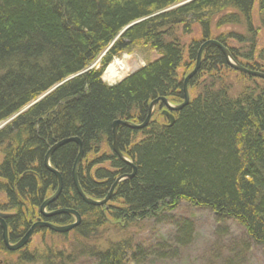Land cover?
<instances>
[{
    "label": "trees",
    "instance_id": "1",
    "mask_svg": "<svg viewBox=\"0 0 264 264\" xmlns=\"http://www.w3.org/2000/svg\"><path fill=\"white\" fill-rule=\"evenodd\" d=\"M255 17L264 27V0H0V126L9 121L0 129V212L11 215L5 219L10 242L22 239L57 191V178L44 164L51 148L79 139V183L88 198L103 200L119 177L132 173L113 152L114 123L142 124L158 98L183 103L188 74L178 71L195 67L207 41L236 40L244 50L243 60L233 56L240 64L264 62V51L255 59ZM214 22L218 29L243 25L249 39L223 34L213 39ZM195 26L204 40L190 45L185 60L179 31L190 34ZM136 48L159 58L115 86L104 83L107 67ZM98 60L100 67L92 69ZM232 73L243 88L229 81ZM188 90L190 103L174 114L173 126L161 122L159 104L145 129L119 128V149L137 172L106 206L85 203L74 188L78 145L69 142L53 153L51 166L61 174L63 190L49 207L73 210L82 221L67 234L40 235L83 250L66 255L53 242L44 262L38 251L9 252L0 227V252L18 264H52L56 258L70 264L86 252L97 264L174 261L195 238L191 220L172 217L187 203L216 216L225 231L217 229L218 235H229L228 222L242 231L230 256L225 259L220 247L212 251L213 260L243 264L253 249L264 256V80L236 72L219 48L208 46ZM73 219L64 215L52 223L64 226ZM170 221L174 237L159 235L155 246L144 247L126 234L131 227L143 230L144 223ZM112 225L125 232L122 239L105 250L86 248Z\"/></svg>",
    "mask_w": 264,
    "mask_h": 264
},
{
    "label": "rangeland",
    "instance_id": "2",
    "mask_svg": "<svg viewBox=\"0 0 264 264\" xmlns=\"http://www.w3.org/2000/svg\"><path fill=\"white\" fill-rule=\"evenodd\" d=\"M256 10L254 11L255 14ZM254 21V29L258 30L257 32V54L262 53L264 50V27L261 26L260 22L258 21L257 17H255ZM127 30V29H126ZM179 37L181 38V44H184L185 47V60L188 59V52L190 45L197 41H203L204 37L202 34L201 29L198 26L193 27L192 32L190 34H184L181 30L179 31ZM227 38H233L235 35L237 36H244V38L249 39V35L246 31V28L243 25L240 26H225L221 29L216 28V22L213 23L211 27V36L212 38H217L220 35ZM226 46L228 47H234L236 50L239 49L241 55L244 54V50H242V46L237 43L236 40L233 39H227ZM159 57L157 53L149 50V49H133L131 54H124L120 58H116L112 64L116 63L117 61H121L125 65V71L122 72L121 77L114 82H108L105 80V72L103 74V81L109 86H115L121 81H123L125 78H127L129 75H132L133 73L143 69L147 64L152 63L153 61L157 60ZM98 60L94 65L92 66V69L99 68ZM111 64V65H112ZM110 65V66H111ZM192 69V68H191ZM190 69V70H191ZM195 69L191 70V72ZM186 70V69H185ZM184 69H180L178 73L180 76L183 74H190L189 71H185ZM187 75V76H188ZM194 77V76H193ZM229 81L236 85L238 89H241L245 86L243 82H240V77L235 74H231ZM155 110H158L157 107ZM155 113V112H154ZM161 114L158 116L160 117ZM2 158L0 157V161ZM0 202H3V197L0 196ZM172 217L177 221L183 220V219H189L193 222L195 225L194 232H195V244H193L191 247L184 251H179L177 258L174 259V261H165L161 262L160 264H223L222 261H215L213 260V253L212 251L215 250L219 251L220 247H222L221 253L223 254L224 258L230 256L229 251L232 248V244L239 242L242 236V231L239 227H237L234 223L228 222L226 225L228 226L229 235H218L217 229H220V231L225 232L220 227V224L217 223L216 216L206 210H198L191 208L187 203H181L179 209L172 214ZM173 221L166 225H160L156 224L155 222L152 223H144L143 224V230H139L137 227H131L126 230V234L128 235H134L136 240L139 241L144 247H148L150 245L155 246L157 243L160 242L159 235L166 236L168 238L174 237L175 234V228H174ZM217 232V233H215ZM125 232H118V230L112 226H107L101 231L100 235L96 240H93L91 242H88V245H86L88 249H94V250H105L108 246V243L111 241H118V239H122L123 234ZM9 234V233H8ZM48 236V237H47ZM36 235L30 240L29 244L27 245L26 251L30 254H34L35 252H39L40 256H42L43 261L45 262L46 258L48 257V247H51L52 243L54 242L55 249L58 251H64L66 255L71 254L73 250L75 252L80 251L83 247L82 245H78L77 243H72L70 245L69 243L61 244L60 240L56 237H51V235ZM229 236V237H228ZM45 237H47V240L45 241ZM21 240V239H20ZM236 240V241H234ZM19 242V241H18ZM13 243L14 244H17ZM85 246V245H84ZM72 247V248H71ZM80 247V248H78ZM229 249V251H228ZM236 249V248H235ZM240 249V248H239ZM83 250V249H82ZM241 250V249H240ZM20 251V250H19ZM211 252V253H209ZM218 253V252H216ZM88 252H86L85 255L80 256L75 260V262L70 264H97L96 260L89 257ZM220 254V255H222ZM238 254L236 250H234L233 255ZM65 255V256H66ZM53 259V258H51ZM242 262L243 264H264V256L261 253L259 249H253L250 251L248 257L245 255L243 257ZM61 259H55L54 263L52 264H58L60 263ZM43 262V263H44ZM43 263H33V264H43ZM0 264H18V262L12 261L10 259H7L5 257V254L0 252Z\"/></svg>",
    "mask_w": 264,
    "mask_h": 264
},
{
    "label": "water",
    "instance_id": "3",
    "mask_svg": "<svg viewBox=\"0 0 264 264\" xmlns=\"http://www.w3.org/2000/svg\"><path fill=\"white\" fill-rule=\"evenodd\" d=\"M207 46H215V47L219 48L222 51V53L224 54V56L226 57L228 64L234 70L239 71L240 73L248 75V76H254V77H259V78L264 79L263 74L249 71L246 68L237 64V62L230 55L229 50L226 47H224L222 44H220L219 42L213 41V40L207 41L202 46L201 50L198 53L195 69L185 79L184 102L181 105L175 106V105L170 104L169 101L165 98H158L150 104L149 114H148L146 120L142 124L136 125L134 123L124 122V121H117L114 123V125H113V151L123 162H125L131 166L132 173L129 175H123V176L119 177L116 180V182L114 183V185L111 189V193L108 197H106L103 200H93V199L88 198L83 193V191L81 190L80 185L78 184L77 170H78L79 164L81 162V158L83 156V149H82V142L79 139L74 138V139H70V140L60 142L49 150L48 154L45 157V166L55 174V177L57 178V181H58V189H57V192H55V194L52 197H50L48 200H46L42 204V206L40 208V216H41V218L48 219V218H52V217H55V216L61 215V214L71 215L75 218V223L72 225H67V226H58V225H54L50 222H45V221H42L41 219H39L38 222L34 223L31 226L29 231L22 237V239L17 244L12 245L9 243L8 228H7V225L5 224V219L10 218L11 215L0 213V226H1V229L3 231L2 236H3L5 247L9 252H17V251L23 249L24 247H26L29 244L33 234L39 229H47V230H50L51 232H54L57 234H67V233L73 231V229H75L76 227H78L81 224L80 214H78L77 212H75L73 210H57V211H52V212L47 211V208H49L50 205H52L53 203H55L57 201V199L60 196L62 189H63V180H62L60 174L55 172L54 170H52V168L50 167V159H51L53 153L55 152V150H57L59 147L65 145L69 142H74L79 146L80 152H79V156H78L77 160L75 161L72 176H73V181H74L75 189H76L77 193L81 196L83 201L89 205L106 206L108 204L110 198H111L112 192L115 191L117 186L120 183H122L128 179H132L136 175V172H137L136 166L130 160H128L126 157H124L122 155L120 149H119V135H118L119 128L122 126H125L127 128L133 129V130L145 129L149 125V123L151 122V119H152L153 113H154V109L159 103H162L163 106L166 108V111H163L162 115H164L165 117H168L170 119V126H173L174 122H175V118L169 112H179L184 107L189 105L190 95L188 92V82L198 72L200 65H201V61H202V52ZM7 123L0 126V129H2Z\"/></svg>",
    "mask_w": 264,
    "mask_h": 264
},
{
    "label": "bare ground",
    "instance_id": "4",
    "mask_svg": "<svg viewBox=\"0 0 264 264\" xmlns=\"http://www.w3.org/2000/svg\"><path fill=\"white\" fill-rule=\"evenodd\" d=\"M241 38H243L244 40H247V38H244V36H240ZM228 49V48H227ZM229 50V49H228ZM229 52H230V50H229ZM224 55V54H223ZM230 55H231V52H230ZM232 56V55H231ZM226 58V57H225ZM226 61H227V59H226ZM237 62V64H239L240 65V63L238 62V61H236ZM227 64H228V62H227ZM229 65V64H228ZM230 66V65H229ZM240 66H242V65H240ZM231 67V66H230ZM242 67H244V68H246L247 70H249V71H252V72H257V73H260V74H263L264 75V72L263 71H255L254 69H251V68H248V67H246V66H242ZM123 71H125V65H124V63L123 62H121V61H117L116 63H114V64H112L111 66H109L107 69H106V72H105V80H107L108 82H114L115 80H117V79H119L120 77H121V74H122V72ZM236 71V70H235ZM236 72H238V73H240L239 71H236ZM240 74H242V73H240ZM242 75H245V74H242ZM246 76H248V75H246ZM249 77H254V76H249ZM254 78H257V79H261V80H264V79H262V78H259V77H254ZM188 92H189V90H188ZM189 95H190V93H189ZM190 100H191V97H190ZM184 102V101H183ZM182 104V103H181ZM181 104H178V105H181ZM175 105V104H174ZM175 106H177V105H175ZM164 111H166V108L164 109ZM174 118H175V116H174V114L175 113H177V112H169ZM164 120H166V122H164ZM124 122H128V121H124ZM161 122H163L167 127H171L170 126V119L168 118V117H165L164 115H161ZM175 123V122H174ZM79 147V146H78ZM82 149H83V145H82ZM79 152H80V149H79ZM114 152V151H113ZM48 154V153H47ZM115 154V153H114ZM78 156H79V154H78ZM78 156H77V158H78ZM77 158H76V160H77ZM83 159V156H82V158H81V160ZM44 164H45V161H44ZM75 164V163H74ZM46 167V166H45ZM50 167L52 168V170H54L55 172H57V173H59L58 172V170H56V169H54L52 166H51V159H50ZM73 168H74V166H73ZM46 169L49 171V172H51L52 174H54L52 171H50L47 167H46ZM60 174V173H59ZM55 175V174H54ZM60 176H61V174H60ZM73 177V176H72ZM61 178H62V176H61ZM77 179H78V170H77ZM63 180V179H62ZM78 184L80 185V183H79V180H78ZM121 184V183H120ZM119 184V185H120ZM73 185H74V188H75V184H74V181H73ZM119 185L117 186V188L119 187ZM113 187V186H112ZM112 187H111V189H112ZM80 188H81V190L83 191V189H82V187H81V185H80ZM117 188L115 189V191L117 190ZM57 189H58V187H57ZM111 189H110V191L107 193V195H106V197H108L109 195H110V193H111ZM63 190V189H62ZM115 191L114 192H112V195H111V198H110V200H109V202L110 201H112L113 200V197L115 196ZM57 192V191H56ZM77 192V191H76ZM84 193V192H83ZM80 196V195H79ZM105 197V198H106ZM104 198V199H105ZM109 202H108V204H109ZM57 210H66V209H57ZM57 210H55V211H57ZM65 214H61V215H57V216H55V217H57V218H60V217H62V216H64ZM81 216V215H80ZM54 217V218H55ZM52 219H53V217H52ZM81 221H82V217H81ZM75 223V221H72V223L71 224H69V225H72V224H74ZM54 225H56L55 223H53ZM59 226V225H58ZM60 226H62V225H60ZM64 226H67V225H64ZM77 228V227H76ZM75 228V229H76ZM75 229H73V230H75ZM10 243V242H9ZM190 243L193 245V244H195V238L193 239V240H191L190 241ZM191 247V246H190Z\"/></svg>",
    "mask_w": 264,
    "mask_h": 264
},
{
    "label": "flooded vegetation",
    "instance_id": "5",
    "mask_svg": "<svg viewBox=\"0 0 264 264\" xmlns=\"http://www.w3.org/2000/svg\"><path fill=\"white\" fill-rule=\"evenodd\" d=\"M256 7H255V9L254 10H257V5H255ZM214 41V40H213ZM218 42V41H217ZM227 42V41H226ZM203 44H205V43H203ZM202 44V45H203ZM223 45V44H222ZM224 47H226V48H228L229 50H230V52H231V55H232V57L234 56L235 58H236V56H237V59H239V60H243L242 59V55H241V53H240V51H239V49L238 50H236V48H234V47H228V46H226V44L225 45H223ZM208 47V46H207ZM207 47L203 50V52H202V59H203V55H204V52H205V50L207 49ZM201 48H202V46L200 47V50H201ZM199 50V51H200ZM264 51V50H263ZM236 55V56H235ZM234 57H233V59H234ZM258 57L256 56V61L258 60L257 59ZM235 60V59H234ZM235 61H237V60H235ZM202 62V61H201ZM258 63H245V61H242V64H240V65H242V66H246V67H248V68H251V69H253V68H255L254 70H256V69H258V70H260V71H263L264 72V62H261V61H257ZM196 66V65H195ZM165 109V108H164ZM164 109L161 111V112H163L164 111ZM161 114V113H160ZM164 122H166V120H164ZM50 208V209H49ZM49 208H47V211L48 212H52V211H55V210H53V209H51L52 207H49ZM73 217V216H72ZM54 218V217H53ZM39 219H41L42 221H45V222H50V223H52V218H48V219H45V218H41V216H39V217H37L36 219H35V221L33 222V224L34 223H36V222H38V220ZM73 221H75V218L73 219ZM53 224V223H52ZM56 225H58V224H56ZM60 226V225H59ZM1 227V226H0ZM44 230H47V229H39V230H37L34 234H33V236H32V238L34 237V236H36V235H38V234H40L42 231L44 232ZM2 235H3V231H2ZM9 234H8V238H9ZM3 237V236H2ZM32 238H31V240H32ZM20 240V239H19ZM18 240V241H19ZM4 241V240H3ZM17 241V242H18ZM9 242H10V240H9ZM10 244H13V243H11L10 242ZM5 245V244H4ZM26 249H27V246L26 247H24L23 249H21L19 252H25L26 251ZM29 253V252H28ZM30 254V253H29ZM32 254V253H31Z\"/></svg>",
    "mask_w": 264,
    "mask_h": 264
}]
</instances>
